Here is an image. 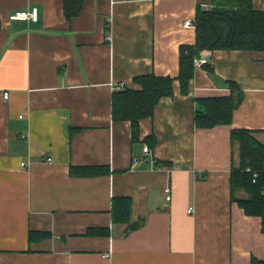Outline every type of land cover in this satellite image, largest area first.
<instances>
[{"label":"crops","instance_id":"1","mask_svg":"<svg viewBox=\"0 0 264 264\" xmlns=\"http://www.w3.org/2000/svg\"><path fill=\"white\" fill-rule=\"evenodd\" d=\"M198 4L209 7L85 0L69 20L64 0H0V264L264 263L263 220L231 192L241 167L231 131L264 145V52L203 51L208 64L182 94L180 48L196 43V28L183 24L195 23ZM253 4L264 10V0ZM33 8L37 21L10 19ZM143 75L172 78L174 95L140 122L134 142L131 122L114 121L112 99L116 85L140 89ZM230 82L244 93L233 124L197 128L196 100L229 97ZM83 166L109 174L72 176ZM117 197L132 198L131 223H142L128 235L113 222ZM31 231L51 238L32 243Z\"/></svg>","mask_w":264,"mask_h":264},{"label":"trees","instance_id":"2","mask_svg":"<svg viewBox=\"0 0 264 264\" xmlns=\"http://www.w3.org/2000/svg\"><path fill=\"white\" fill-rule=\"evenodd\" d=\"M85 0H64V9L70 20L78 15ZM209 7L197 6L195 45L180 48L181 92L186 95L195 75V60L203 51H256L264 52V10L256 9L253 0H207ZM1 30V20H0ZM207 69L211 70L210 67ZM134 83L140 89H116L113 93V119L116 123L129 121L132 124V139L140 137V122L154 116L157 105L165 97L174 95V80L170 77L143 75ZM229 97H204L196 100L195 125L200 129L216 126H231L234 112L242 104L244 93L240 87L230 82ZM70 131V136L74 134ZM232 142L241 147V167L231 175L232 201L237 202L246 215L260 217L264 228V145L245 129L231 131ZM157 142L155 141L156 145ZM258 178L254 179L253 174ZM74 177H96L109 174L106 167H72ZM245 191L247 198H237L238 191ZM133 200L130 197H117L113 200L112 217L117 224L128 225L126 235L142 227V223L132 224ZM89 236H108L102 229H90ZM51 238L46 232H30V242ZM253 264H264L253 259Z\"/></svg>","mask_w":264,"mask_h":264},{"label":"built area","instance_id":"3","mask_svg":"<svg viewBox=\"0 0 264 264\" xmlns=\"http://www.w3.org/2000/svg\"><path fill=\"white\" fill-rule=\"evenodd\" d=\"M11 20H15V21H37L38 19V9L37 8H33L31 12H18L15 13L14 15H12L10 17ZM184 28H195V23L194 21H190L187 20L184 22L183 24ZM208 64V61L205 59H196L195 60V66L196 67H204L205 65ZM116 89H125V85H116ZM4 98L7 100L9 98V93H4ZM144 152L146 154L150 153V149L148 147L144 148ZM48 162H52L51 158L47 159ZM22 166H25V164H22ZM254 179L258 178V174L255 173L253 174ZM166 193L168 194V200L171 199L170 194H171V189L167 188L166 189ZM190 214L193 213V209H189L188 211ZM106 258L110 257V253L104 255Z\"/></svg>","mask_w":264,"mask_h":264},{"label":"rangeland","instance_id":"4","mask_svg":"<svg viewBox=\"0 0 264 264\" xmlns=\"http://www.w3.org/2000/svg\"><path fill=\"white\" fill-rule=\"evenodd\" d=\"M207 1V0H206Z\"/></svg>","mask_w":264,"mask_h":264}]
</instances>
